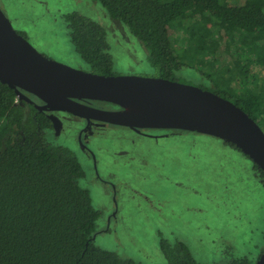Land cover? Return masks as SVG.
I'll return each instance as SVG.
<instances>
[{"label":"rangeland","instance_id":"1","mask_svg":"<svg viewBox=\"0 0 264 264\" xmlns=\"http://www.w3.org/2000/svg\"><path fill=\"white\" fill-rule=\"evenodd\" d=\"M242 3L249 0H232V4ZM0 8L14 29L53 61L94 73L76 53L65 19L79 13L107 31L116 75L161 78L144 44L98 2L0 0ZM171 33L174 38L180 35ZM179 49L180 58L184 50ZM231 50L227 60L233 63ZM186 60L190 62L182 59L185 66L176 72V80L216 91L215 68L205 64L211 61L208 55ZM239 64L238 71L243 67ZM250 78L263 87V68L252 65ZM250 78L240 74L230 89L221 83L218 87L243 94ZM76 120L67 117L63 134L57 137L48 130L46 138L53 146L70 149L86 172L80 185L90 191L93 206L101 213L97 247L141 264H167L163 243L185 244L200 264H230L244 258L254 264L258 261L264 251V188L244 154L222 140L197 133L171 136L167 131L150 130L146 132L153 136L144 137L113 126L100 131L91 143L103 178L109 181L104 183L96 175L93 160L83 153L77 134L83 125Z\"/></svg>","mask_w":264,"mask_h":264},{"label":"trees","instance_id":"2","mask_svg":"<svg viewBox=\"0 0 264 264\" xmlns=\"http://www.w3.org/2000/svg\"><path fill=\"white\" fill-rule=\"evenodd\" d=\"M92 1L144 44L161 78L177 81L176 72L185 66L182 59L208 55L211 61L205 64L215 68L213 93L232 101L263 129L264 86H256L250 69L258 64L264 70V0ZM65 19L81 59L94 73L116 75L107 31L79 13ZM171 31L180 33L178 38ZM179 47L184 50L180 58ZM230 49L233 63L227 60ZM234 62L242 63V69ZM240 74L251 79L243 94L218 87L230 89ZM26 96L33 103L0 82V264H141L95 245L101 213L80 185L86 172L70 149L48 142L46 132L54 123L34 106L41 104L39 99ZM254 169L264 188V173L256 165ZM162 250L167 264H200L185 244L163 243ZM230 264L254 263L244 258Z\"/></svg>","mask_w":264,"mask_h":264},{"label":"water","instance_id":"3","mask_svg":"<svg viewBox=\"0 0 264 264\" xmlns=\"http://www.w3.org/2000/svg\"><path fill=\"white\" fill-rule=\"evenodd\" d=\"M0 82L21 100L41 104L59 132L56 113H68L136 131H184L234 145L264 173V131L244 110L211 91L164 78L105 76L53 61L13 27L0 8ZM26 93V94H25ZM97 102L131 106L136 115L87 105ZM95 239V237H94ZM255 264H264V251Z\"/></svg>","mask_w":264,"mask_h":264},{"label":"flooded vegetation","instance_id":"4","mask_svg":"<svg viewBox=\"0 0 264 264\" xmlns=\"http://www.w3.org/2000/svg\"><path fill=\"white\" fill-rule=\"evenodd\" d=\"M35 104H40V103H35ZM86 104L90 105L94 108H98V109L112 110L111 107L109 106V104L97 103V102H86ZM47 114L49 115V113H47ZM55 115L59 119V122H57V126L59 127V132H56L55 127L53 128L52 131L54 132V134L57 135V137H60L63 134L64 126H65V120L67 117L75 118V119H77L76 121H78L80 125H83L81 127V129L77 132L79 143L82 147L83 153L86 155V157L93 160V164H94V168H95L97 177L104 183L109 182L107 180L105 181L103 178L104 174L101 171L100 161L97 157V153H96L95 149L91 146V143H92V139L97 137V135L100 131H102L104 129L111 128V127H113V125L105 124V123H101V122H97V121H88L84 118H79V117L73 116V115L68 114V113H56ZM128 130L135 133V134H139L141 136H144V137L153 136V135H149V133L146 132V131H150V130H142V133L145 132L144 134L137 133L136 131L131 130V129H128ZM255 171L256 170L253 169V172H255ZM113 189H114V192L117 190V189L115 190L114 187H113Z\"/></svg>","mask_w":264,"mask_h":264},{"label":"bare ground","instance_id":"5","mask_svg":"<svg viewBox=\"0 0 264 264\" xmlns=\"http://www.w3.org/2000/svg\"><path fill=\"white\" fill-rule=\"evenodd\" d=\"M119 107H121L122 108L121 110L124 112L122 115L123 117H126L128 115H136L138 113L136 111V109L134 107H131V106H126V105L120 104Z\"/></svg>","mask_w":264,"mask_h":264}]
</instances>
